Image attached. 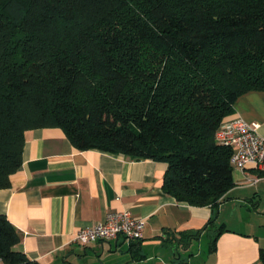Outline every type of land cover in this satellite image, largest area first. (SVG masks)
I'll list each match as a JSON object with an SVG mask.
<instances>
[{"label":"trees","instance_id":"16d2710c","mask_svg":"<svg viewBox=\"0 0 264 264\" xmlns=\"http://www.w3.org/2000/svg\"><path fill=\"white\" fill-rule=\"evenodd\" d=\"M253 91L264 92V0H0V190L25 134L60 128L79 151L167 164L164 192L216 214L235 186L216 134ZM21 242L0 215L3 264H39Z\"/></svg>","mask_w":264,"mask_h":264},{"label":"crops","instance_id":"0c3cea01","mask_svg":"<svg viewBox=\"0 0 264 264\" xmlns=\"http://www.w3.org/2000/svg\"><path fill=\"white\" fill-rule=\"evenodd\" d=\"M260 124L264 138V92L239 97L221 127L233 119ZM23 165L0 190V215L22 235L16 247L39 264H263L264 173L234 169L235 186L213 208L179 202L163 190L168 165L136 161L98 150H77L60 128L25 134ZM129 211L146 221L144 238L82 246L78 230ZM232 213L235 227L222 221ZM215 216L213 226H208ZM223 227L224 231L219 233ZM202 231L198 238L192 234ZM206 238V242H204ZM217 238L216 250L211 242ZM0 264H3L0 261Z\"/></svg>","mask_w":264,"mask_h":264},{"label":"built area","instance_id":"2783aa9c","mask_svg":"<svg viewBox=\"0 0 264 264\" xmlns=\"http://www.w3.org/2000/svg\"><path fill=\"white\" fill-rule=\"evenodd\" d=\"M259 128L258 123L235 118L217 131L218 142L233 149L231 163L234 169L245 171L254 167L264 173V138L259 135ZM145 225V219L129 211L109 212L104 221L78 230L74 242L82 246L118 238L138 242L144 238Z\"/></svg>","mask_w":264,"mask_h":264},{"label":"rangeland","instance_id":"374dc122","mask_svg":"<svg viewBox=\"0 0 264 264\" xmlns=\"http://www.w3.org/2000/svg\"><path fill=\"white\" fill-rule=\"evenodd\" d=\"M231 214L232 213H225L221 219L228 225V227H235L233 224L235 220L232 219ZM204 242H206V238Z\"/></svg>","mask_w":264,"mask_h":264}]
</instances>
